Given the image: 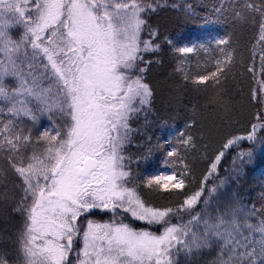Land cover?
Returning a JSON list of instances; mask_svg holds the SVG:
<instances>
[{"label": "snow or ice", "instance_id": "1", "mask_svg": "<svg viewBox=\"0 0 264 264\" xmlns=\"http://www.w3.org/2000/svg\"><path fill=\"white\" fill-rule=\"evenodd\" d=\"M159 6L160 0H0V102L7 117L0 121V153L25 185L24 196L13 208L25 214L18 255L10 260L0 254V264H176L178 252L192 256L210 248L217 253L213 264H264V207L229 200L214 210L215 217L197 213L185 224H172L173 209L146 206L128 186L130 172L123 155L132 131L128 121L152 97L142 75L152 61L145 60L143 53L160 51L157 30H149L148 38L141 39L147 23L141 14ZM244 7L260 14L258 39L264 41V4L246 2ZM235 16L241 18L242 13ZM165 39L185 56L204 47L178 46ZM228 43L226 38L215 40L217 46ZM220 51L223 59L215 61L216 69L193 83H221L219 74L231 63L232 54ZM260 59L264 72V55ZM258 83L259 98L255 89L252 97L264 106V80ZM54 111L68 118L65 138L58 140L59 132L45 131L42 138L48 147L27 154L30 136L17 130V120L23 116L36 121L37 113ZM259 129L264 123L252 125L246 136L228 139L211 161L205 182L233 146L239 150L235 169L239 173L255 150H244L240 142L255 145ZM175 143L185 151L196 148L194 138L185 132ZM260 143L264 146V136ZM167 156L177 157L184 171L179 176L174 170L157 172L146 185L164 192L183 190L188 166L177 147ZM165 164L174 168L172 161ZM216 191L214 185L208 195ZM203 194L202 186L184 199L175 214L192 209ZM95 208L115 215L119 208L148 225H160L162 231L157 235L123 222L91 220L86 228L78 227L77 219ZM81 233L83 248L76 250L74 240ZM70 253H75L74 258Z\"/></svg>", "mask_w": 264, "mask_h": 264}, {"label": "trees", "instance_id": "2", "mask_svg": "<svg viewBox=\"0 0 264 264\" xmlns=\"http://www.w3.org/2000/svg\"><path fill=\"white\" fill-rule=\"evenodd\" d=\"M246 2L257 7L264 4V0H160L161 6L155 12L141 14L147 21L141 39L148 38L149 30H157L156 42L160 44V51L143 53L145 60L152 61L142 74L152 97L150 103L131 114L128 121L132 131L130 141L123 149L125 170L130 172L128 186L135 189L146 206L171 208L175 217V210L184 199L203 186L204 194L200 200L192 209L180 213L181 221H174V224H185L197 213L201 217L208 214L215 217L214 210L229 200L255 205L257 209L264 207V146L260 143L264 129L256 132L255 145L240 142L244 150L250 147L255 150L251 161L244 164L239 173L235 171L240 164L239 150L233 146L225 151L216 171L205 182L209 165L223 150L224 143L235 136H246L254 124L264 123V106L252 97L255 89L259 98L258 82L264 80L260 59L264 55V41L258 39L261 18L258 12L244 7ZM188 5L192 6L191 9ZM215 8H221V12L215 13ZM237 11L242 13L241 18L235 16ZM205 17L209 22H205ZM165 37L178 46L202 44L204 47H198L186 56L181 55L172 49ZM219 38H226L229 43L217 46L215 40ZM221 48L232 54L231 63L219 74L221 83L214 84L213 80L203 85L193 83L196 77L216 69L215 61L223 59ZM181 60L184 61L182 66ZM47 83L45 81V87ZM166 106L177 109V112L166 111ZM37 116L36 121L23 116L17 120V130L30 136L25 145L27 154L41 153L48 147V141L42 138L45 131L50 135L59 132L58 140L65 138L67 131L65 121L68 118L62 114L54 111L43 115L37 113ZM6 119L4 105L0 102V121ZM180 132L194 138L195 149L185 151L182 145L175 143ZM173 147L178 148L188 166L184 189L164 192L155 185L148 187L147 178L163 168L174 170L178 176L184 171V164L179 163L177 157L167 156V151ZM165 161H172L174 168L167 167ZM221 181L224 182L222 185ZM214 185L217 191L209 196ZM24 187L22 178L0 153V194H3L0 195V211L3 215L7 213L9 219V223L0 220V254L10 260L18 255L20 237L24 232L25 214L13 211L24 196ZM28 200L30 202L31 197ZM116 213L119 215L98 209L85 215L88 217L80 216L82 218L79 217L76 224L85 228L87 220H91L101 224L123 222L136 231L153 228L146 222L133 221L131 215L121 209ZM193 229L196 230L195 225ZM82 247L81 233L74 248L80 250ZM71 254L70 258H74L75 253ZM216 254L211 248L192 256L181 251L176 254L175 261L176 264H213Z\"/></svg>", "mask_w": 264, "mask_h": 264}, {"label": "rangeland", "instance_id": "3", "mask_svg": "<svg viewBox=\"0 0 264 264\" xmlns=\"http://www.w3.org/2000/svg\"><path fill=\"white\" fill-rule=\"evenodd\" d=\"M45 63H47L46 61H45ZM164 78H166V76L164 75ZM166 111H169L170 113H175V112H177L176 110L177 109H174L173 107H169V106H166V109H165ZM199 155H201V153L199 154ZM160 171H164V172H172L173 170L172 169H169V168H163V169H161ZM159 171V172H160ZM215 177V176H214ZM264 192V191H263ZM262 192V193H263ZM262 196V195H261ZM1 198V197H0ZM261 205H263V204H261ZM99 208H95V209H91L89 212H87V213H85L84 215H81L82 217L83 216H85L86 214H88V213H91V212H93V211H96V210H98ZM100 210H102V209H100ZM117 210H119V208L118 209H116V211ZM103 212H108V213H113L112 211H108V210H102ZM2 214V215H1ZM3 217V218H2ZM82 217H80V218H82ZM85 217H88V216H85ZM80 218H78L77 220H79ZM131 218H132V220L133 221H138V222H141V223H143V221H139V220H136V219H134L132 216H131ZM0 220L2 221V222H6V223H9V219L7 218V213H5L4 212V215H3V213H2V211H0ZM174 221L176 222V221H181V217L180 216H178V215H176V217L175 216H172V214H171V222H172V224H174ZM77 222V221H76ZM118 222V221H117ZM105 224V223H104ZM108 224H110V223H108ZM77 225V224H76ZM151 226H153V228H148V230L149 231H153V232H155L157 235H159L160 234V232L162 231V228H161V226L160 225H151ZM86 228V227H85ZM79 238V235H77L76 237H75V240H74V242H76L77 241V239ZM4 241H7V240H4ZM37 243L39 244V243H42V241H37ZM83 248V247H82ZM81 248V249H82ZM70 256H72V254L70 255Z\"/></svg>", "mask_w": 264, "mask_h": 264}]
</instances>
